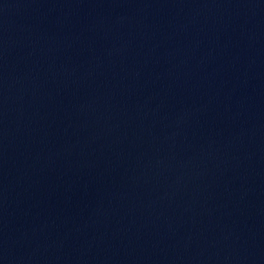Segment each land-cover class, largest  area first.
Returning a JSON list of instances; mask_svg holds the SVG:
<instances>
[{"label": "water", "instance_id": "obj_1", "mask_svg": "<svg viewBox=\"0 0 264 264\" xmlns=\"http://www.w3.org/2000/svg\"><path fill=\"white\" fill-rule=\"evenodd\" d=\"M0 264H264V0H0Z\"/></svg>", "mask_w": 264, "mask_h": 264}]
</instances>
